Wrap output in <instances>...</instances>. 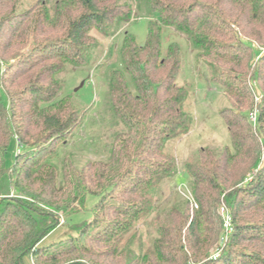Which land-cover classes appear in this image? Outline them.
I'll return each instance as SVG.
<instances>
[{"label":"trees","instance_id":"obj_1","mask_svg":"<svg viewBox=\"0 0 264 264\" xmlns=\"http://www.w3.org/2000/svg\"><path fill=\"white\" fill-rule=\"evenodd\" d=\"M22 1L0 0V264H264V54L252 46H264V0H137L149 19L145 44L124 32L122 67L106 82L104 111L122 131L105 161L81 168L56 162L60 142L85 116L68 95L58 98L59 76L69 65L90 66L99 48L91 32L117 37L135 19L133 6L38 0L20 10ZM165 29L184 37L223 89L228 105L220 116L230 145L218 153L201 148L185 162L190 197L175 194L164 221L157 215V237L146 252L135 228L178 173L169 144L193 127L194 87L177 83L183 55L175 41L163 51ZM250 80L263 93L255 126ZM88 196L96 199L92 219L38 247L59 215L77 214ZM190 200L199 208L192 217ZM221 202L232 231L214 260Z\"/></svg>","mask_w":264,"mask_h":264},{"label":"rangeland","instance_id":"obj_2","mask_svg":"<svg viewBox=\"0 0 264 264\" xmlns=\"http://www.w3.org/2000/svg\"><path fill=\"white\" fill-rule=\"evenodd\" d=\"M37 1L23 0L20 10L31 7ZM137 2V0H120V3L132 4L135 19L117 37L104 38L96 31L91 32V35L97 39L99 48L90 66L78 68L69 65L59 76L62 90L58 98L68 95L71 104L77 106L80 113L84 112L85 116L82 125L65 136L64 143L59 141V157L56 159L58 164L69 160L74 165L73 167L81 168L87 165L88 162L105 161L108 148L115 135L122 131V126L115 124L112 117L104 111L106 82L111 71L120 70L122 67L119 50L124 32L132 35L139 46L145 44L149 19L145 13V4H138ZM138 5H142V11L140 12L137 10ZM242 40L250 43L247 39L243 38ZM169 41L177 42L183 55V64L177 83L179 85L192 84L194 87V92L189 99V109L193 114V127L186 136L169 144L168 148L172 150L177 162L178 173L174 178L164 181L156 202V211L135 228L136 243H139L138 237L141 240L139 244L142 243L140 247L146 252L153 250V242L157 237L156 223L154 222L157 215L164 221L169 204L175 194H180L184 198L190 197L189 191L186 189L189 177L185 173V162L201 148L208 147L218 153L223 147L230 145L226 124L220 116L221 110L228 105L223 89L211 81V70L204 63V60L193 54L182 35L175 34L170 29H165L162 40L163 51L167 48ZM252 46L261 53V56L264 54V46L258 47L253 43ZM26 51L21 50L22 53ZM257 60L255 59V61ZM247 84L254 97L253 113L257 111L263 93L255 81L250 80ZM252 124L255 126L256 122ZM13 149L8 154V162L12 159ZM10 197H15V195L11 193ZM95 201L94 197L88 196L84 208L77 209L79 211L77 214L70 217L60 214L58 226L41 240L38 247H47L66 239L69 235H74L71 225L90 221L92 219L91 209ZM190 202L189 214L192 217L193 213L198 211L199 208L193 200H190ZM222 208L227 210L221 202L217 208L221 216ZM183 236L184 231H182ZM220 238L210 250L211 259L215 260L225 247L224 244L220 243ZM182 244L185 245L184 240H182ZM25 262L32 264L29 258H26Z\"/></svg>","mask_w":264,"mask_h":264},{"label":"built area","instance_id":"obj_3","mask_svg":"<svg viewBox=\"0 0 264 264\" xmlns=\"http://www.w3.org/2000/svg\"><path fill=\"white\" fill-rule=\"evenodd\" d=\"M250 120L252 123L255 124L256 120H257V111H254L251 116H250ZM222 216H223V233L221 235L220 238V243L224 244L227 242L228 240V236L231 233L232 229H231V217L228 213L227 210H225V208H222Z\"/></svg>","mask_w":264,"mask_h":264}]
</instances>
